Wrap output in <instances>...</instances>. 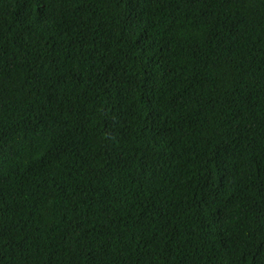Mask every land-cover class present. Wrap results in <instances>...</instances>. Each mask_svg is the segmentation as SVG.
<instances>
[{"label":"trees","instance_id":"1","mask_svg":"<svg viewBox=\"0 0 264 264\" xmlns=\"http://www.w3.org/2000/svg\"><path fill=\"white\" fill-rule=\"evenodd\" d=\"M0 264H264V0H0Z\"/></svg>","mask_w":264,"mask_h":264}]
</instances>
